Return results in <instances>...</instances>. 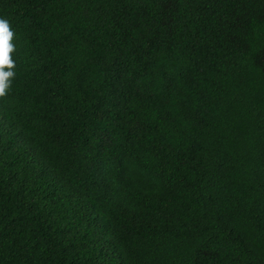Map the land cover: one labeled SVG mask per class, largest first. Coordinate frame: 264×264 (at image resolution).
Masks as SVG:
<instances>
[{"label": "trees", "instance_id": "obj_1", "mask_svg": "<svg viewBox=\"0 0 264 264\" xmlns=\"http://www.w3.org/2000/svg\"><path fill=\"white\" fill-rule=\"evenodd\" d=\"M0 16V264H264V0Z\"/></svg>", "mask_w": 264, "mask_h": 264}, {"label": "clouds", "instance_id": "obj_2", "mask_svg": "<svg viewBox=\"0 0 264 264\" xmlns=\"http://www.w3.org/2000/svg\"><path fill=\"white\" fill-rule=\"evenodd\" d=\"M13 37L14 30L9 20L0 16V97L10 91L15 77V60L12 57L15 51Z\"/></svg>", "mask_w": 264, "mask_h": 264}]
</instances>
